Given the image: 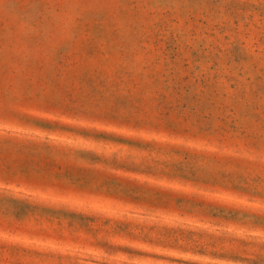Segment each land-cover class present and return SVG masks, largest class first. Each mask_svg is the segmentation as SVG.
<instances>
[{
    "label": "rangeland",
    "instance_id": "1",
    "mask_svg": "<svg viewBox=\"0 0 264 264\" xmlns=\"http://www.w3.org/2000/svg\"><path fill=\"white\" fill-rule=\"evenodd\" d=\"M0 264H264V0H0Z\"/></svg>",
    "mask_w": 264,
    "mask_h": 264
}]
</instances>
